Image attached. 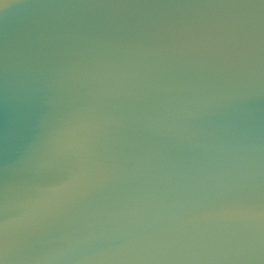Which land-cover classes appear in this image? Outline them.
I'll list each match as a JSON object with an SVG mask.
<instances>
[{"label": "water", "instance_id": "1", "mask_svg": "<svg viewBox=\"0 0 264 264\" xmlns=\"http://www.w3.org/2000/svg\"><path fill=\"white\" fill-rule=\"evenodd\" d=\"M0 264H264V0H0Z\"/></svg>", "mask_w": 264, "mask_h": 264}]
</instances>
